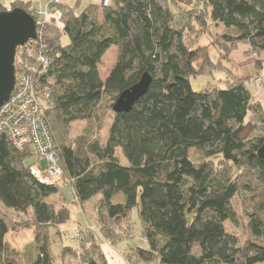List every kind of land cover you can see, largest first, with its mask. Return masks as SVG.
Segmentation results:
<instances>
[{
  "label": "trees",
  "instance_id": "trees-1",
  "mask_svg": "<svg viewBox=\"0 0 264 264\" xmlns=\"http://www.w3.org/2000/svg\"><path fill=\"white\" fill-rule=\"evenodd\" d=\"M195 1L198 9L179 6L177 0H110L107 6L90 3L79 11V0L55 2L60 15L45 21L34 42L53 59L40 77L42 83L52 82L45 121L77 202L99 195L95 206L104 238L111 244L129 238L133 225L125 232V221L137 209L147 247L128 246L127 262L264 263V159L257 155L264 142V108L244 78L200 91L189 81L210 71L199 62L216 63L209 56L213 45L200 44L202 36L194 38L203 27L208 34L212 24L221 25V39L215 42L220 57L236 43L264 50V0ZM28 5L26 0L15 8L36 19V9ZM111 46L117 48L116 60L102 79L98 66ZM144 71L152 76L147 93L129 112L113 111L103 143L91 133L74 143L67 139L74 121H97L99 128L102 98L108 96L112 108ZM32 157L30 148L16 150L0 134V203L19 217L13 221L0 209V264H62L42 229L58 228L70 211L48 200L60 189L31 173L26 162ZM251 176L258 185L242 181ZM242 189L252 192L253 201L244 209L245 241L230 228L239 226L232 201ZM26 229L34 239L23 259L6 236ZM70 248L62 245L60 255ZM78 249L84 252L82 264H108L93 233H83Z\"/></svg>",
  "mask_w": 264,
  "mask_h": 264
},
{
  "label": "rangeland",
  "instance_id": "rangeland-1",
  "mask_svg": "<svg viewBox=\"0 0 264 264\" xmlns=\"http://www.w3.org/2000/svg\"><path fill=\"white\" fill-rule=\"evenodd\" d=\"M26 0H0V8L3 11L12 10L16 5L22 3ZM30 5L34 6L36 10H43V7L49 2V0H29ZM182 1V2H181ZM69 2L73 3L74 0H70ZM82 2L87 4L94 3L99 4L98 2H94L91 0H79L80 6ZM177 5L184 6L189 4L193 6L194 4L198 7L199 3L195 0H177ZM50 5V4H49ZM55 3L52 6V13L55 15H60V10L54 8ZM99 6V5H98ZM196 6L194 8H196ZM49 7V8H50ZM82 8L79 7L78 11ZM56 10L58 13L54 11ZM49 17V16H48ZM60 20V17H58ZM98 19L102 21V12L101 9L98 10ZM61 22V21H60ZM199 29V25L197 26ZM202 27V26H200ZM204 29V27H203ZM201 28L200 33L194 35V38L198 40L200 38V44L213 46L209 48V56L211 59H214L216 62L214 65L209 64L206 60L199 62L203 63L206 66H209V70L206 71L205 74L200 76H193L189 79L191 88L194 91H200L204 89H211L213 87L223 88L226 81H232L239 78H244L246 80L247 86L250 88L252 92V96L255 101L261 104L264 108V50L261 52H257L251 49V47L246 43H236L234 45H230L229 51L224 54L222 57L217 55V49L215 46V42L220 41L221 34L223 29L221 25H211L210 32L208 34L203 32ZM194 30V29H193ZM192 35V33H191ZM68 38L66 36H62V43H67ZM217 44V43H216ZM117 56V48L116 46H111L107 52L103 55L101 59V63L99 64V73L104 79L106 77L107 71L112 67L113 63L116 60ZM201 61V60H200ZM51 100V98H50ZM111 103V99L108 96H104L102 98V102L100 104L98 115L100 116L99 123L101 124L99 128H97V121L92 120H77L69 124L67 139L74 143L77 138L81 137L83 133H91L92 135L98 136L100 141L103 143L107 137V131L109 125L112 121L113 110L112 108H108V105ZM103 108H102V107ZM263 127V126H262ZM261 127V128H262ZM259 131V129H258ZM32 154V153H31ZM118 154V153H117ZM120 154V155H119ZM120 160L123 164H127L126 158L119 151ZM193 158H197V154L192 151ZM37 162L35 157H32L27 160L26 164L31 165ZM42 165L45 163L42 161ZM227 168V167H226ZM245 177V173L242 174ZM243 179V178H242ZM247 180L253 187L258 185V181L256 182L254 176L249 178H244L242 181ZM245 180V181H246ZM60 189L54 195H51L48 200L55 201L57 207L66 206V208L70 211L69 219L58 226H44L43 231L46 230L47 233L51 237V249L52 254L57 258L58 263L62 264H82V259L84 258L82 253L83 250H79V242L82 238L83 233H93L96 237L97 242L100 244L101 249L107 259H109L110 264H157L154 262L145 263V262H127L126 257L124 255L128 246H132L134 244L139 245L141 247H147V244L140 232V224L139 217L137 213V209L134 208L130 212V221H125V232L130 231V222L133 225V232L129 238H126L118 243L111 244L108 239L103 237V233L100 229V222L98 219L97 207L95 203L99 197V195H95L90 199L86 200L83 203H78L76 198L72 195V187L68 178L63 176L60 177L59 182L56 184ZM262 188H264L262 186ZM252 195L251 191L246 189H242V194L235 196L232 201L233 207L238 212L239 226H230V228L235 231V233L239 236L241 241H245L246 233L244 229V220L245 218V210L248 207L252 206V200L250 196ZM0 209L7 211L12 214L13 221H18V215L12 211L11 208L5 207L0 203ZM28 221H30V215L24 216ZM131 225V226H132ZM60 231L59 235L56 234V231ZM124 232V233H125ZM78 235V241L74 242L71 240L72 236ZM129 234V233H128ZM6 239L13 245L15 249L21 251V255L19 258H26L29 256V247H31L34 235L31 230H22L18 232H9L6 236ZM62 245H67L73 247L70 249H66L65 255H60L59 249ZM94 252L93 250H90ZM87 254V253H85ZM107 255V256H106ZM264 264V263H257Z\"/></svg>",
  "mask_w": 264,
  "mask_h": 264
},
{
  "label": "built area",
  "instance_id": "built-area-1",
  "mask_svg": "<svg viewBox=\"0 0 264 264\" xmlns=\"http://www.w3.org/2000/svg\"><path fill=\"white\" fill-rule=\"evenodd\" d=\"M58 1L70 0H49L43 10H35L36 36L17 47L15 84L8 100L0 106V134L16 150L30 148L32 156L37 159V162L29 166L31 173L40 181L54 185L59 182L62 170L57 162L53 137L45 121V111L51 106L52 82L40 81L53 59L42 50V43L34 42L41 36V26L54 16L50 6ZM91 1L98 2L100 6H107L110 2ZM42 161L45 165L41 164ZM78 238L75 234L71 240L77 242Z\"/></svg>",
  "mask_w": 264,
  "mask_h": 264
},
{
  "label": "water",
  "instance_id": "water-1",
  "mask_svg": "<svg viewBox=\"0 0 264 264\" xmlns=\"http://www.w3.org/2000/svg\"><path fill=\"white\" fill-rule=\"evenodd\" d=\"M36 36V23L27 11L16 7L0 11V106L6 102L15 84V55L18 46ZM152 76L144 71L137 82L122 90L112 105L115 113L129 112L135 102L145 95L151 85ZM264 159V142L257 151Z\"/></svg>",
  "mask_w": 264,
  "mask_h": 264
},
{
  "label": "crops",
  "instance_id": "crops-1",
  "mask_svg": "<svg viewBox=\"0 0 264 264\" xmlns=\"http://www.w3.org/2000/svg\"><path fill=\"white\" fill-rule=\"evenodd\" d=\"M45 1V0H44ZM84 1H86V0H84ZM87 3H85V2H82V4H81V6H85ZM34 7V6H33ZM34 8H37V7H34ZM110 70V69H109ZM109 70L107 71V74H108V72H109ZM107 74H106V76H107ZM107 256V255H106ZM109 257V256H108ZM108 257H107V263L108 264H110L109 263V259H108Z\"/></svg>",
  "mask_w": 264,
  "mask_h": 264
}]
</instances>
